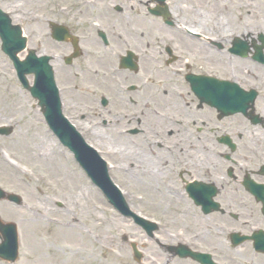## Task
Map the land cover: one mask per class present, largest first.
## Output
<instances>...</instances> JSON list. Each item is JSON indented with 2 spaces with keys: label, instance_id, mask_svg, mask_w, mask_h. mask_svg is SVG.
Masks as SVG:
<instances>
[{
  "label": "rangeland",
  "instance_id": "1",
  "mask_svg": "<svg viewBox=\"0 0 264 264\" xmlns=\"http://www.w3.org/2000/svg\"><path fill=\"white\" fill-rule=\"evenodd\" d=\"M165 3L171 15L169 21L173 22L171 28L150 13L149 10L157 7L150 0H0V8L9 14L14 25L22 29L27 49L35 50L39 55L54 56L52 67L62 90L61 99L67 106L65 112L77 114L80 122L81 113L86 114L95 105L94 101L101 96L109 97L107 88L112 87L109 83L111 79L117 80L115 87L111 88L117 90V86L135 84L141 79L144 83L147 75L151 74L147 73L149 70H153L155 75V78L151 77L153 85H163L167 92L162 100L175 101L170 92L182 85L171 72L180 63L177 66L171 61L166 65L165 47L174 52L180 51L176 54L185 56V63L196 57L198 63L195 66H200L198 69L217 71L224 78H228V71L234 70L244 81L249 76L245 71L247 68L255 75V64L249 60L229 59L226 44H222L224 50L217 51L207 40L192 38L179 27L187 26L188 31L195 29L206 38L234 33L247 42L252 51V42L259 36L264 38V32L257 33L253 29L264 21V0H166ZM15 4L24 15L39 19L16 20V14L11 10ZM218 17H222L224 29L215 28ZM139 21L144 23V29ZM48 22L63 24L79 37L83 55L69 67L64 65L62 58L71 53V47L69 43L51 40ZM152 23L157 29L149 28ZM129 29H133L132 32ZM98 31L106 34L108 47L103 46L97 36ZM243 32L246 34L242 35ZM120 37L126 39V44ZM138 49L156 57V62L148 63L146 57L138 56L142 57L144 72L136 80L126 76L127 71L111 70L119 62L118 55L126 50L137 54ZM188 49L193 51L191 58L187 56ZM25 55L26 52H22L18 57L23 59ZM238 62L242 64L238 65ZM159 105L163 110L170 109L168 104L160 101ZM114 106L115 110L123 111L118 102ZM3 124L12 126L13 132L0 137V188L22 199L21 206L0 202L1 220L12 222L17 227L19 249L14 264H183L176 259H168L171 255L167 251L177 243H187L191 232L198 230L196 209L175 197L167 187L161 186L157 177L147 174L146 171L152 169L144 160L139 157L131 159L130 152L119 151L112 142L108 145L106 140H99L96 144L110 154L108 160L116 165L109 175L115 184L121 185L122 197L131 210L160 221L165 228L148 237L131 220L122 218L99 189L90 183L72 155L48 131L37 103L20 86L10 60L0 49V125ZM81 124L89 131L93 127L86 117ZM90 133L93 134V130ZM91 134L86 138L95 143ZM114 137L117 144L150 155L143 143L137 147L129 139ZM40 140L43 144L49 143L47 154L52 161L41 155L44 148ZM128 171L132 172L131 175ZM38 208L41 211L39 215L36 214ZM36 218L38 223L32 224L30 220ZM72 219L78 221L75 225L82 230L85 239L80 237L70 241L61 237L57 240L52 220ZM131 243L141 254L139 262L133 259ZM0 264L10 263L0 261Z\"/></svg>",
  "mask_w": 264,
  "mask_h": 264
},
{
  "label": "flooded vegetation",
  "instance_id": "2",
  "mask_svg": "<svg viewBox=\"0 0 264 264\" xmlns=\"http://www.w3.org/2000/svg\"><path fill=\"white\" fill-rule=\"evenodd\" d=\"M126 42L125 39L122 43ZM257 43L260 42L255 40ZM211 45L217 51L223 50L219 43L211 42ZM166 48L163 50L166 65L171 61L177 66L180 63L171 72L182 85L170 92L175 101L162 100L167 92L163 85H153L151 77L155 78V75L149 70L147 73L151 74L144 83L141 79L135 84L117 86V90L111 89L117 84V80L111 79L112 87L107 88L109 97H99L86 115L81 113L80 120L90 119L95 144L99 143L96 134L99 130L109 135L113 142L115 135L129 139L137 147L143 143L150 155L119 145L131 153V159L144 160L152 169L146 173L157 177L161 186L196 209L195 220H199V228L188 236L191 251L210 255L216 264H264V71L255 69V75L245 77L244 81L236 77L240 90L245 93L241 99L247 108L245 113L228 115L210 103L224 98L217 94L222 92L221 88L200 89L203 83L199 81L206 77L227 78L217 71L198 69L196 57L185 63V56L176 54L180 51L169 49L171 54H168ZM187 52L189 58L194 56L192 50ZM135 55L136 72L126 70V76L134 80L144 72L142 57H146L148 63L156 62V57L142 49ZM138 56H142L141 59ZM255 65L264 67L256 61ZM111 70L123 72L119 62ZM232 74L238 73L233 71ZM159 101L168 104L170 109L163 110ZM115 102L123 111L115 110ZM66 107L63 104V113L72 116L65 112ZM232 235L255 237V249L253 241L232 247ZM169 259L196 264L172 255Z\"/></svg>",
  "mask_w": 264,
  "mask_h": 264
},
{
  "label": "water",
  "instance_id": "3",
  "mask_svg": "<svg viewBox=\"0 0 264 264\" xmlns=\"http://www.w3.org/2000/svg\"><path fill=\"white\" fill-rule=\"evenodd\" d=\"M157 1L163 3L164 0ZM160 12L166 16L165 7L161 9ZM58 31V28H54L53 35ZM64 34H66L65 31ZM0 38L2 41L1 49L13 61L20 82L31 92L32 96L39 101V106L47 119L49 118V113H52L51 118H53V120L48 121L51 123L52 127L56 129V133L59 135L62 143L69 147L77 161L88 172L95 184L102 188L110 202L115 207L124 210L125 205L121 197H119L109 185L104 168L99 167L100 165L97 163L95 157L89 152V149L85 147L77 135L70 130L68 125L63 121L57 120V117L60 115L59 98L54 86L53 74L47 64L48 58L36 59L34 57L35 52L28 51L26 60L24 62H19L16 55L24 50L26 40L21 37L20 27L12 26L9 17L1 11ZM57 39L61 40V37L59 36ZM30 74L34 75V84L32 88L28 87L25 79V75ZM1 200L21 205V199L18 196L6 194L2 190H0V201ZM0 238L2 240L0 244V259L14 263L17 259L18 248L15 225L12 223H3L0 220Z\"/></svg>",
  "mask_w": 264,
  "mask_h": 264
},
{
  "label": "bare ground",
  "instance_id": "4",
  "mask_svg": "<svg viewBox=\"0 0 264 264\" xmlns=\"http://www.w3.org/2000/svg\"><path fill=\"white\" fill-rule=\"evenodd\" d=\"M186 10H189L188 8L185 7ZM11 10L13 13H15V19L16 20H27L28 18H30L31 20H38L39 18L36 16H32V15H24V13L22 12V10L20 8L17 7V4L15 5H12L11 6ZM222 18V17H221ZM221 18L218 17V21L216 22V26L215 28H221V29H224L225 26L224 25H221L222 24V20ZM140 22V21H139ZM155 22V21H153ZM142 26H140L139 24H136L140 27H142L144 29V26L142 22H140ZM146 27V25H145ZM149 27V26H147ZM149 28H155L157 29V26H155V23H152L151 26ZM179 29H183L182 27H179ZM253 29H255V31L258 32H264V21L262 20L261 23L257 24ZM131 32L133 29H129ZM188 34V33H186ZM246 34L245 32H243L242 35ZM223 35V34H222ZM239 64H242L240 62H238V65ZM253 69H256L258 70L257 68L253 67ZM247 75H251V70L249 68L245 69ZM98 131V130H97ZM97 136H98V139L100 141H102L101 139H107L106 141L108 142V145L110 142H112V144L114 145V147H116V149H118L119 151H123L125 150L122 146H120L119 144L115 143L112 141V139L109 137V135L105 134L103 130H99L98 133H97ZM43 141L40 140L39 143H42ZM104 142V141H103ZM43 144V143H42ZM41 144V145H42ZM48 144V145H47ZM48 147H49V143L48 142H45L42 146V148H44V150L41 151V155L48 159L49 161H52L50 156H48L47 152H48ZM93 199H96L95 196H93ZM81 206L79 207L78 211L80 210ZM41 211L40 209L38 208V211L36 214H40ZM182 214V213H181ZM72 215V214H71ZM73 216V215H72ZM32 221V224H37L38 223V220L37 218L34 219V220H30ZM54 227H55V234L57 236V240H60V238H67L68 240L72 241L74 238H84V236H82V233L76 225L75 223H78L77 220L75 219H72L71 221H68V220H65V221H62V220H52L51 222ZM87 236V235H85ZM85 239V238H84ZM74 242V241H73ZM73 242H66L67 244H73ZM66 244V245H67ZM108 247V246H107ZM72 249H70L69 251H71ZM72 253H76V251H72ZM85 254H88V251H85L84 252Z\"/></svg>",
  "mask_w": 264,
  "mask_h": 264
}]
</instances>
